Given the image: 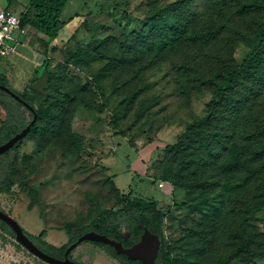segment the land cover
Here are the masks:
<instances>
[{"label": "rangeland", "instance_id": "1", "mask_svg": "<svg viewBox=\"0 0 264 264\" xmlns=\"http://www.w3.org/2000/svg\"><path fill=\"white\" fill-rule=\"evenodd\" d=\"M174 1L82 0L81 7L88 9L68 43L37 49L50 63L34 85L41 98L34 107L40 108L42 117L11 153L16 155L14 181L8 193L0 194V209L28 233H43L47 242L61 248L102 210L126 208L124 203L116 205L120 192L155 200L169 211L163 230L171 260L158 264H208L200 253L201 233L214 210L222 207L220 200L207 192L172 186L165 178L177 167L166 146L205 116L211 93L201 89L189 100L180 96L172 64L161 63L143 74L139 85L147 89L124 114L125 96L113 85L115 68L124 62L121 39L140 28L151 4ZM191 1L190 10L202 14L215 0ZM72 33L71 26L66 27L59 38ZM19 36L16 31L14 37ZM250 49L239 42L234 58L241 62ZM8 59L0 58V72L9 76L12 89L21 92L35 69L7 70ZM62 113L65 121L55 122ZM228 194L224 199L238 196ZM249 225L261 233L257 255L264 253V209L250 218ZM72 257L82 264H119L89 242L80 244ZM248 258L243 252L231 264H246ZM0 264L47 263L0 229ZM249 264H264V259L258 256Z\"/></svg>", "mask_w": 264, "mask_h": 264}, {"label": "trees", "instance_id": "2", "mask_svg": "<svg viewBox=\"0 0 264 264\" xmlns=\"http://www.w3.org/2000/svg\"><path fill=\"white\" fill-rule=\"evenodd\" d=\"M65 2L32 0L30 24L49 41L57 38L67 23L60 19ZM191 2L151 4L140 28L120 41L124 62L115 68L113 85L119 95L125 96L124 114L147 89L139 85L143 74L161 63L172 64L177 92L187 100L193 93L208 89L212 99L205 116L187 125L178 140L166 146L177 167L165 180L190 193L202 191L219 198L222 207L214 210L201 233L200 253L208 264H231L243 252L248 253L245 262L249 264L258 256L264 259L263 252L257 255L261 233L249 225L250 218L264 209V0H215L202 14L190 10ZM25 22L21 17L23 26ZM239 42L251 46L241 62L234 58ZM49 67L45 58L21 92L11 88L9 76L2 72L0 84L34 107L41 100L34 85ZM0 108L4 111L0 118L2 144L24 128L33 114L2 90ZM34 110L37 119L27 136L42 117L40 108ZM66 118L62 113L55 122L62 123ZM112 123L115 126L117 119ZM19 143L0 155V193H8L12 187L16 155L11 153ZM231 191L238 196L224 199ZM123 203L126 208L102 210L70 241L86 231L123 241V228L137 235L139 226L147 227L163 241L156 264L170 261L163 230L169 211L158 207L155 200L129 198L118 192L116 205ZM0 229L14 238L5 224L0 223ZM25 233L48 254L56 256L65 248L47 242L43 233ZM108 252L120 259L113 248Z\"/></svg>", "mask_w": 264, "mask_h": 264}, {"label": "water", "instance_id": "3", "mask_svg": "<svg viewBox=\"0 0 264 264\" xmlns=\"http://www.w3.org/2000/svg\"><path fill=\"white\" fill-rule=\"evenodd\" d=\"M0 90L9 94L16 101L21 103L25 108L30 110L33 114L31 121L22 128L19 132L14 134L4 143L0 144V155L12 149L16 144L23 140L29 133L32 125L36 122L37 114L26 100L22 99L16 92L6 85L0 84ZM0 220L3 221L9 229L14 233L15 240L22 245L31 254L36 256L47 264H80L69 258L80 244L84 242L101 243L108 245L114 249L116 254L124 255L130 260H139L142 264H156L161 240L157 234L150 232L146 227L139 239V241L130 247H123V245L104 234H99L95 231H87L81 234L74 242H72L64 252V259L56 258L41 250L24 232L22 226L10 215L0 210Z\"/></svg>", "mask_w": 264, "mask_h": 264}, {"label": "crops", "instance_id": "4", "mask_svg": "<svg viewBox=\"0 0 264 264\" xmlns=\"http://www.w3.org/2000/svg\"><path fill=\"white\" fill-rule=\"evenodd\" d=\"M31 3L32 0H0V4L3 7L11 10L15 14H18L22 18H25L27 20L24 25L27 29V34L22 37L20 36L22 44L18 46L17 53L11 55L7 60V62L9 63L5 68L7 70L14 71V69H16L15 67H18L27 72H30V69H36L37 67H39L46 57L41 58L43 54L37 51V49L54 47L60 48L63 45L67 44L70 38L77 33V30L84 17V12L86 9H88L87 5L81 7V3H84L82 2V0H66L60 14V19L62 21H66L67 23L61 29V31L64 28L71 26L73 33L67 39H60L59 33L57 38L49 41L43 33L38 31L30 24L33 15ZM38 60H40V62H38Z\"/></svg>", "mask_w": 264, "mask_h": 264}, {"label": "built area", "instance_id": "5", "mask_svg": "<svg viewBox=\"0 0 264 264\" xmlns=\"http://www.w3.org/2000/svg\"><path fill=\"white\" fill-rule=\"evenodd\" d=\"M18 31L20 36L27 34V29L21 24V17L0 4V58H8L17 53L22 44L19 37H14Z\"/></svg>", "mask_w": 264, "mask_h": 264}, {"label": "flooded vegetation", "instance_id": "6", "mask_svg": "<svg viewBox=\"0 0 264 264\" xmlns=\"http://www.w3.org/2000/svg\"><path fill=\"white\" fill-rule=\"evenodd\" d=\"M1 194V193H0ZM1 210V209H0ZM1 211H3V210H1ZM4 213H6V214H8V215H10L9 213H7V212H5V211H3ZM11 216V215H10ZM14 218V217H13ZM15 219V218H14ZM16 220V219H15ZM17 221V220H16ZM0 223H3V224H5L3 221H1L0 220ZM6 225V224H5ZM7 226V225H6ZM8 227V226H7ZM144 228L145 227H141V226H139V231H138V234L137 235H134L133 233H131V231H129V230H127V229H122L121 230V235H122V237H123V241L122 240H118V239H116L115 238V240L116 241H119L122 245H123V247H125V248H127V247H130V246H132L133 244H135V243H137L138 241H139V239H140V237H141V235H142V233H143V231H144ZM147 228V227H146ZM148 229V228H147ZM24 232H25V230H24ZM27 232V231H26ZM87 232V231H86ZM151 232V231H150ZM85 233V232H84ZM153 233V232H152ZM154 234H156V233H154ZM27 235V234H26ZM158 235V234H157ZM28 236V235H27ZM159 236V235H158ZM29 237V236H28ZM30 238V237H29ZM159 238H160V236H159ZM31 239V238H30ZM35 244H36V242L33 240V239H31ZM160 240H161V238H160ZM72 242H74V241H68L67 242V244L64 246L65 248L63 249V251L62 252H59V253H55V255L56 256H54V255H52V256H54V257H56V258H59V259H64V252H65V250L67 249V247L72 243ZM89 243H91V242H89ZM92 245H94V246H96L104 255H106L107 257H109V258H111V259H113V260H116L119 264L120 263H124V264H142L139 260H130V259H128L126 256H124V255H120V259H115L114 257H112V255H110L109 254V252H108V250H109V247L110 246H108V245H104V244H101V243H91ZM37 245V244H36ZM162 245H163V241L161 240V245H160V249H161V247H162ZM38 246V245H37ZM39 247V246H38ZM40 248V247H39ZM112 248V247H111ZM41 249V248H40ZM160 249H159V251H160ZM42 250V249H41ZM72 253H73V251H72ZM72 253H70L69 254V258L71 259V260H73V261H75V262H77V263H80V262H78V261H76L73 257H72ZM48 254V253H47ZM51 255V254H50ZM80 264H82V263H80Z\"/></svg>", "mask_w": 264, "mask_h": 264}]
</instances>
